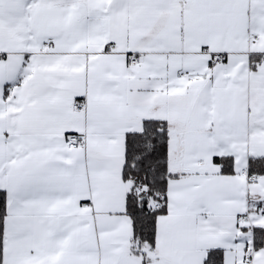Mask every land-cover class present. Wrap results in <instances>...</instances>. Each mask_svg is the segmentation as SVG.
<instances>
[{
  "label": "snow or ice",
  "instance_id": "obj_1",
  "mask_svg": "<svg viewBox=\"0 0 264 264\" xmlns=\"http://www.w3.org/2000/svg\"><path fill=\"white\" fill-rule=\"evenodd\" d=\"M0 264H264V0H0Z\"/></svg>",
  "mask_w": 264,
  "mask_h": 264
}]
</instances>
